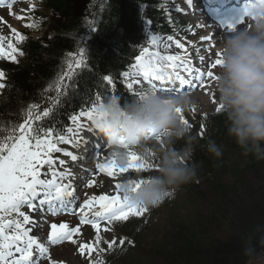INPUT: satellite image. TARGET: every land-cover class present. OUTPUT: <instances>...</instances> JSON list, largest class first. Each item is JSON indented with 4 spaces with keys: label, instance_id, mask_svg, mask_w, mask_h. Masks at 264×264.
I'll return each instance as SVG.
<instances>
[{
    "label": "trees",
    "instance_id": "1",
    "mask_svg": "<svg viewBox=\"0 0 264 264\" xmlns=\"http://www.w3.org/2000/svg\"><path fill=\"white\" fill-rule=\"evenodd\" d=\"M45 4L49 5L52 16L47 30L55 38L30 40L25 49L22 46L23 55L17 58V63L2 69L5 70L2 79L5 87L0 91V119L20 120L30 105H38L34 111L41 115V121L36 123L55 124L64 132L70 116L87 106L86 101L98 93L104 101L113 95L122 103L133 99L121 86L119 77L135 61L142 47H148L147 39L152 32L169 31L166 20L157 11L160 2L47 0ZM89 25H94L95 31H90ZM77 40L83 41L82 45H76ZM84 47V65L71 79L66 77L62 82L69 85L67 95L60 97L59 105L49 117H43V111L53 107L52 99L56 97L55 88L46 89L65 73L62 67L67 56L61 60L53 53L60 50L68 55ZM68 65L67 62L63 68L66 70ZM105 76L112 78V85ZM210 124L211 127L206 124L192 134L198 140L193 154V161L198 165L197 178L174 193H187L211 207L201 221L205 211L198 214L201 218L196 231L185 234L181 230L171 237V250L163 252L157 264H244L248 258L246 249H255L256 255L264 243V159L245 155L235 143H220L217 145L222 155L213 154V164L206 157V148L214 139L213 133L220 134L227 128L226 116L216 117ZM207 133L204 140H199ZM225 134L229 136L227 129ZM182 142L179 143L182 145ZM234 152L236 154L226 160V155ZM242 156L246 164L244 170H237L234 164L228 163ZM154 171L148 169L143 175L148 178ZM196 181L201 182V187L195 186ZM208 197L212 198L211 203Z\"/></svg>",
    "mask_w": 264,
    "mask_h": 264
},
{
    "label": "snow or ice",
    "instance_id": "2",
    "mask_svg": "<svg viewBox=\"0 0 264 264\" xmlns=\"http://www.w3.org/2000/svg\"><path fill=\"white\" fill-rule=\"evenodd\" d=\"M14 2V0H13ZM5 0H0V5H3ZM243 0H241V4ZM193 0H188V5L191 6ZM8 7H12V2L8 3ZM241 7V6H240ZM239 7V9H240ZM149 23H151L149 21ZM245 23L244 15L239 11L238 17L235 21H227L222 25L232 31L237 25ZM32 25H29L31 27ZM90 31H95L94 25H89ZM15 31V30H14ZM221 38L223 33L218 34ZM19 39L22 41L23 36ZM172 39L171 36L168 37ZM207 39V38H205ZM160 37L157 35H150L148 38L149 45L154 49L158 46ZM178 47H183L182 44L177 42ZM9 47H12L9 45ZM13 51H19L13 49ZM23 55V52H19ZM86 54V47L81 48L79 58H76L73 54L68 68L69 71L63 73L57 81L49 86L46 91H51L55 88L56 97L52 99L53 107L47 108L43 111V117H49L53 109L59 105L60 97L66 96L69 88L68 84H62L67 77H72V67L80 68L84 65ZM221 53L216 52L215 62L211 64V68L215 69L222 61L220 59ZM8 58L13 61L16 57L9 56ZM201 60L204 58L201 57ZM133 73L125 72V77L136 76L142 77L144 81H147L153 91L159 92H172L180 93L187 89H193L197 86L196 82L201 81L199 87H204L202 83L205 75L208 78L215 79L214 71H208L204 73L199 69H195L190 66L187 58L180 55H161L159 51H150L149 47H142L140 54L135 58V64ZM179 69L187 72L192 79L185 78L180 74ZM5 77L3 70H0V79ZM104 79L111 84L112 78L105 76ZM139 83V80L136 81ZM156 82H159L161 87L156 86ZM172 85L173 87H168ZM5 87L3 83H0V90ZM128 89L131 91L132 84L128 85ZM145 89V90H146ZM136 98L145 94V91H139L132 93ZM111 98L115 99L113 95ZM104 102V98L101 94H96L94 98H89L86 104L89 107H82L78 114L70 116L74 127H68L66 132L70 135H65L62 129L55 124L36 123L41 121V115L38 114L35 109L38 105H30L26 113L21 114L20 120L17 121H4L0 119V264H36L37 257L34 253H39V256L43 257L48 253V248L45 244L41 243L39 238L29 233L33 231V228L25 229L23 225L33 223L30 221L29 216L25 215L21 211L24 207H31L33 211H37L36 201H39V206L43 208L47 206V210L53 214H58L61 211H68L69 208H73L78 204L79 197L74 195L75 189L72 183L64 184L61 186L57 180V173L52 172V179H45L48 175V171L41 172V168L47 165L48 170L53 168L55 161L51 158L49 153L60 152L61 149L57 147V144H73L74 146L79 143H87L77 139L79 134L87 127L81 124V118H86L88 121H93V114L96 108ZM221 111L220 107L217 108V112ZM184 122L188 124V120L182 117ZM203 127V126H202ZM88 131H94V127H88ZM202 135V133H201ZM102 140V138H101ZM127 151V163L126 166H120L116 156L111 154V158L106 164H97L96 167L101 172H106L109 177H115L117 174L128 173L130 170L136 172L145 171L153 168L154 165L145 156L139 152L128 148L124 145ZM97 150H102V145H98ZM66 156H70L73 161L78 157L71 152H65ZM42 155L46 159H42ZM64 161L61 160L60 164ZM70 172L59 173V179H64L70 176ZM146 178H141L138 181L130 180V183H136L139 187L140 183L145 182ZM94 181H90L88 186L91 187ZM122 182L115 184L116 192L114 195H100L93 196L84 201L81 206V210H88V213L92 214V218L89 219L88 214L85 213L82 222L92 223L94 227L99 228L102 222H107L111 225L118 221H127L131 216H143L149 211V208L133 206L128 202V198L121 194ZM169 197L172 194H168ZM13 214H18L20 219H5V217H11ZM38 227V225H36ZM52 231L48 236V242L50 244L61 243L65 240L72 238V231L68 230L67 225L60 224L59 227L56 224L51 225ZM99 240V237H97ZM125 241L121 239L120 245H123ZM116 245V240L108 242V249L111 250ZM19 256H14V252ZM83 252V249H81ZM11 258V259H10ZM102 264V262H97Z\"/></svg>",
    "mask_w": 264,
    "mask_h": 264
},
{
    "label": "clouds",
    "instance_id": "3",
    "mask_svg": "<svg viewBox=\"0 0 264 264\" xmlns=\"http://www.w3.org/2000/svg\"><path fill=\"white\" fill-rule=\"evenodd\" d=\"M239 11L246 23L220 40L217 52L222 63L215 73L214 92L229 136L245 155L264 159V0H243ZM144 91L141 97L123 103L118 98L106 99L96 108L92 125L120 166L127 163L124 145L155 158V171L139 187L129 182L139 179L129 178L121 186V194L131 205L150 209L198 176L193 161L198 140L182 117L200 101L189 93ZM207 150L222 155L215 141H209ZM246 254L255 255V249L247 248Z\"/></svg>",
    "mask_w": 264,
    "mask_h": 264
},
{
    "label": "rangeland",
    "instance_id": "4",
    "mask_svg": "<svg viewBox=\"0 0 264 264\" xmlns=\"http://www.w3.org/2000/svg\"><path fill=\"white\" fill-rule=\"evenodd\" d=\"M28 1L29 0H17V2H15L13 5L14 6L13 9L9 8V9L4 10V11L0 10V12H2V14L4 15L5 20L10 21L9 24L11 26H13L12 18L8 17L7 15H10L9 13L12 12L11 10H13L15 13H17V22L14 25V28H15V30L20 31V34L18 31H14L16 33L12 34V36L14 37L15 43H21L22 41L19 39V37L20 36L25 37L26 35H29L30 38L35 39V40H37L41 37H45L47 39V41L54 39L55 38L54 34L49 32L48 30H45V29H43V31H44L43 33H35V31L38 30L39 25L35 24L29 18L26 19L25 17L20 16L22 10H18V8L24 10L25 8L29 7V5L27 6ZM171 1L174 2L175 5H177V9L178 8H180V10L188 9L186 7L187 5L185 3V0H171ZM32 5L33 4H30V7ZM36 6H38V8L35 9V11H38L40 16H41V14L46 16V17L49 16L48 12H45V10L42 11L39 0H38V4ZM189 11L191 14L192 12L190 9H189ZM200 13H202V11H200ZM179 17H180V20H179L180 25L187 24L184 22L185 18H183L181 16H179ZM196 23L199 25H196ZM208 23H211V20L207 19L205 16L203 19L199 18V16H198L194 25L188 24V25H190V28H188L186 30V33L189 36H191V37L187 38L190 40V47L194 43L193 42L194 38L196 40L201 39V37L199 38V36L203 33L202 28L208 26L209 25ZM245 23H246V20H245ZM245 23H243V24H245ZM243 24H240V25H243ZM29 25H32V26L29 27ZM200 25H202V26H200ZM1 29L3 30L4 34H6L8 32V27L3 25L2 23H1ZM229 32H231V31L227 28V26H225L224 29H221V33H223L224 35L229 33ZM22 33H26V34L22 35ZM210 33H211V31H210ZM16 35H19V36L15 40ZM215 37H217V38L213 41L214 43H212L211 41H208L205 44V47H208L210 45V46H213V49L212 48H205L204 50H201L202 53H200L197 50V47L204 46V44H202V45L197 44V47L196 46L192 47L194 50V53L197 56V57H195L196 60H199L201 57L204 58L202 60V62H204V64H203L204 67L205 66H211V64L215 62V59L218 58V57H216V52H217V48H218L220 41L216 42V43H215V41L219 38V35H215ZM175 42H180V41H175ZM82 43H83V41H81V40H77L75 42L76 45L77 44L82 45ZM180 43L185 44L186 42L185 43L180 42ZM170 45H171V48L174 50L172 43L167 42V41H161L158 44V50H160V46L163 47V46H170ZM174 45L176 47L175 50L177 52L181 47H178V45L176 43ZM187 46L188 45H186V47ZM162 47H161V52H160L161 55L164 54L163 52H170V47L164 48V50L162 49ZM21 48H22V46H21ZM77 49H79V48H77ZM184 49H187V48H184ZM75 50L76 49H74V51ZM77 52L78 51L76 50L75 51L76 58H77V54H78ZM71 54H72V52H71ZM53 55L55 57H59L61 60L65 59V57L67 56V54L65 52H62L60 50H55V53H53ZM186 58L189 59L187 54H186ZM16 61H17V59L14 62H16ZM25 61H26V59L22 63H24ZM66 63H67V58H66L65 65L63 67H66ZM63 67H62V70L64 72H66V70ZM179 71H180V74H182V75L185 72V71L180 70V69H179ZM213 71L215 74L217 71V67L215 69H213ZM206 72H208V70ZM185 78H188V77L185 76ZM202 82H204V81H202ZM203 84H204V87L197 88L196 89L197 92L191 94L192 96L196 97L200 101L199 106L194 108L191 112L183 114L184 118L187 119L189 122L188 125L190 127V130H193L194 128H196L197 124L199 123L201 115L206 114V113L207 114H215V113H217V108L219 107L217 102H216V94L214 92V80L211 79V83L209 81H206ZM187 91H188V89H187ZM225 129H227V128H224V130L222 132H220V134L213 133L214 139H211V141H215L216 144L223 143V144L231 145V143H235L236 146L239 147L238 144L235 142L234 138L227 136L225 134ZM86 131L88 132L87 129H86ZM207 136H208V133L206 134V136L200 138L199 140H204ZM91 138L90 137L88 138L89 141H91ZM182 144H183V142H182ZM197 145L195 146V148H197ZM232 154H236V153L234 152V153L226 155V157H225L226 160ZM206 157H208L209 161H211L214 164V159H213L214 156L212 153H209L207 148H206ZM242 158H243V156L240 158H237V159H230V160H228V163L234 164L232 166H234L237 170L242 171V170H244V168H246V164L243 162ZM73 162L74 161H72V163ZM75 164H80V162L78 161ZM73 169L74 168H72L70 170V173L72 172V174L74 173V171H72ZM81 171H83V170H81ZM68 179H70V176ZM93 179L95 180L94 188L96 190L101 191L100 195H108L109 193L114 191V189L111 188V186L104 185L105 181L103 180L104 179L103 175H99L97 172H95ZM65 180L60 181L58 183H60V184L68 183V182H65ZM210 182H211V180H210ZM194 184H195V186L198 185L199 187H201V182H199V181H196ZM185 185L189 186V184H185ZM83 193L86 194L87 192L84 190ZM205 196H206V194L203 192V197H205ZM91 197H93L92 194H88L86 196H83L82 194H80L79 200L81 203H84L85 200H88ZM210 198L211 197H208V200L211 203L212 198L211 199ZM45 206L43 208H45ZM210 207H211V205H209L208 203L206 205V204H203L201 202H197V200L195 198H193L192 196H188L187 193H179L178 192V193H174L170 197H168L160 206H158L156 208L149 209V211L147 212L148 215H147V213H145L143 216H139V217L131 216L127 221H118L116 223H113L112 226L116 230H117V225L121 224L122 222H123L122 223L123 226H128V225L133 226L135 223L140 224V227L134 226V228H136V230L138 232L135 235L136 236V240H135L136 247L133 250L138 249V251L132 252V253L129 252L127 255L122 257L120 260H116L115 262H113V264H157V259H159L161 254L163 252H167V251L171 250V247L173 245V242H171V237L174 236L175 234L179 233L181 230H182L181 232H185V234L186 233H193L194 231H196L198 229L199 222L204 218L205 214L208 213V211H209L208 209ZM45 210H47V209H45ZM201 213H203V214H201ZM198 214H201L202 218ZM60 216L66 217L65 215H60ZM199 219H200V221H199ZM85 234L90 235V232L87 230V231H85ZM31 235H34V234H31ZM211 236L214 237L215 235L211 234ZM113 239L116 240V245L111 250H109L107 243L112 241ZM103 243L104 244L102 245V251H101L100 255H98L94 258V264H97V262H102V264H105L107 261V254L112 252L113 249H115L119 246V235H118L117 231H114V232L106 231V232H104ZM55 250L58 251V252H55L57 254L54 255V257L57 260L63 261L66 264H86L84 262V260H82L81 258L75 259L77 254L75 252V247L73 245H66V246H63L62 248H55ZM260 253H262V252H260ZM260 253H259V251H257L256 255H249L248 254V258L244 264H264V254L261 255V258L259 260L258 255H260ZM34 256H35V254H34ZM38 257H39V254H37V258Z\"/></svg>",
    "mask_w": 264,
    "mask_h": 264
},
{
    "label": "bare ground",
    "instance_id": "5",
    "mask_svg": "<svg viewBox=\"0 0 264 264\" xmlns=\"http://www.w3.org/2000/svg\"><path fill=\"white\" fill-rule=\"evenodd\" d=\"M199 2L200 3H204V0H199ZM31 3H34V2H31ZM30 3V4H31ZM196 6H198V4L196 3L195 4ZM187 7V6H186ZM212 7V8H211ZM234 7L235 8H239L240 6H235L234 5ZM210 8L212 9V10H214V6L213 5H211L210 4ZM219 21V20H218ZM219 27H220V25H218ZM214 32V35H209L208 37H207V39L206 40H210L212 43H213V41L217 38V37H215V34H217L218 32H219V28H211V33H213ZM205 40V41H206ZM221 40V37L219 36V38L215 41V43L216 42H219ZM172 42L173 43H176L177 44V42H175V41H173L172 40ZM179 44H182L183 45V47H181L177 52H175L173 55H178V54H182L183 56H184V58H186V54L184 53V48H187L186 47V43L185 44H183V43H180L179 42ZM164 48H167V47H165V46H163L162 47V49L164 50ZM164 54H162V55H167V53L168 52H163ZM187 60H189V59H187ZM183 75H185L186 77H188V79H191L192 78V76H189V74L187 73V72H184V74ZM205 79V78H204ZM201 83V81H197L196 82V84H197V86L195 87V88H193V89H188V92H191V91H193V90H196L197 88H200L199 87V84ZM185 91H187V90H185ZM90 122V121H89ZM81 123V122H80ZM81 124H84L85 125V123H81ZM90 125L91 126H93L92 124H91V122H90ZM71 127H74V125H73V123H72V125H71ZM86 129H87V127H86ZM86 129L83 131V132H81L80 134H79V137L77 138V139H81L82 138V141H87V143H83V142H81V143H79L78 145H76V146H74L73 144H71V146H72V148H73V150H74V152L76 153V156L78 157V159L76 160V162H78V161H80L81 160V157H82V155L84 154L83 152V150L86 148V145L88 144V143H91L92 141H94L95 139L92 137L91 138V141H89V136H88V132L86 131ZM74 163V162H73ZM74 169L72 170V171H74V173L72 174V172H71V175H70V179H68L69 181H74L75 180V178L77 177V174L81 171V170H84V168H82L79 164H75L74 163V167H73ZM59 180V182L60 181H63V180H65V179H63V180H61V179H58ZM65 184V183H64ZM64 184H61V185H64ZM47 208V206H45V208H43V210H45ZM87 214H88V217H89V219H91L92 218V214H90V213H88L87 212ZM85 215V214H84ZM84 215H83V218H84ZM35 254V257H37V254L36 253H34Z\"/></svg>",
    "mask_w": 264,
    "mask_h": 264
}]
</instances>
